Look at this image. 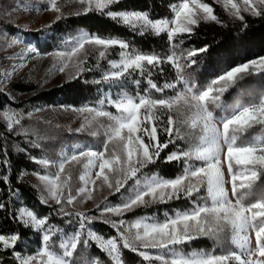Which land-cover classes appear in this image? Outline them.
Instances as JSON below:
<instances>
[{
  "label": "snow or ice",
  "instance_id": "obj_1",
  "mask_svg": "<svg viewBox=\"0 0 264 264\" xmlns=\"http://www.w3.org/2000/svg\"><path fill=\"white\" fill-rule=\"evenodd\" d=\"M46 9L35 8L37 12L50 10L58 13L53 23L63 18L58 0H44ZM85 4L82 14L94 12L111 19L118 27H124L133 35H166L170 54L162 58L157 53H144L134 50L129 41L122 38L100 37L86 32L79 33L72 40V47L67 51H57L55 57L62 63L58 69L65 72L67 61L85 55L86 45L95 46L98 51L97 67L101 69L99 79L85 80L86 84L97 85L99 92L104 85L108 89L102 93L97 106L71 108L79 114H91L76 133L91 129V137H99L103 130L104 139L100 148L73 146L69 151L62 149L56 160L48 157H30L42 169L55 168L54 173L34 172L41 181L42 205L50 200L57 205H73L78 198L81 203L91 199L89 185L101 180L104 185L115 192L125 188L133 180L130 191L117 205H106L101 209V223L110 226L116 233L105 237L91 227L95 218L83 212L67 213L63 206L59 212L65 216L75 215L77 228L71 234L65 233L58 248L53 247V236L57 229L50 223L51 217L41 214L28 206L14 207L10 211L12 220L20 229L33 231L42 246L35 254H23L18 250L24 232L15 230L0 233V264H77L74 257L80 256L78 246L95 247L106 254L108 264H123V251H130L142 258L147 264H264V93L258 97H249L247 102L229 103L224 96L230 89L251 75L264 76V56L245 61L230 69H225L204 88L184 76L185 68L198 65L194 59L208 51L205 45L199 49L184 51L178 56L176 49L184 42V34H193L194 28L201 22L222 23L215 14L214 7L201 0H177L171 4L170 17L153 18L148 10H114L123 0H79ZM221 3L228 14L245 21L242 11L258 18H264V0H242L243 9L234 0H213ZM191 4V6H190ZM230 6V7H229ZM33 4L18 2L17 8L31 10ZM51 25L39 30L44 32ZM246 28V23H242ZM0 36L9 39V46L19 43L16 36L8 37L6 31ZM118 47V57L108 59L109 49ZM37 48L27 47L28 53H35ZM106 61L107 67L99 62ZM183 60V63H181ZM164 64L175 70V83L166 82L160 86L154 80L153 70L164 73ZM86 59L78 60L75 72L67 81H79L85 71ZM15 71V67L13 68ZM205 72L207 69L204 70ZM11 72L5 77H10ZM139 77V78H138ZM147 81V88L129 94V84L141 85ZM116 88L115 96L110 90ZM149 89L156 93H165L171 89L172 94L154 97ZM104 105L114 111H105ZM219 110L220 114H216ZM3 132H0V211L13 203L18 189L12 186L8 174L12 164L9 158L8 142L3 139L5 133L16 134V126L21 125L22 115L15 111L0 110ZM29 115H31L29 113ZM98 118H106L107 124L99 123ZM95 124V127H94ZM168 137L161 142L158 134ZM258 132L249 135L250 130ZM71 131V130H70ZM27 135V130H24ZM185 141L186 147H179L164 159L166 163L179 162L182 170L175 177L167 178L159 173H145L144 169L160 159L161 152L170 144ZM33 147L42 148L37 141H28ZM109 144L113 150L109 152ZM18 152L27 149L16 145ZM82 163L79 180L82 186L72 195L69 189L71 174H66V165ZM22 172L20 175H23ZM115 174V186L110 180ZM230 184V189L226 186ZM260 198L248 202V197L257 189ZM188 200L191 207L177 210L174 214H165L163 220L144 216L131 221L124 217L138 208H148L155 204H165L173 200ZM99 207V206H97ZM111 214L103 218L104 214ZM118 217L119 219H112ZM254 233L255 247L252 246ZM42 234V235H41ZM205 238L213 242L210 251L203 249L186 250L191 242ZM220 252L217 253L216 249ZM7 255L11 261L4 260ZM39 258V261H38ZM88 264H106L99 256L89 254Z\"/></svg>",
  "mask_w": 264,
  "mask_h": 264
},
{
  "label": "trees",
  "instance_id": "obj_2",
  "mask_svg": "<svg viewBox=\"0 0 264 264\" xmlns=\"http://www.w3.org/2000/svg\"><path fill=\"white\" fill-rule=\"evenodd\" d=\"M177 0H123L119 5L114 6V10H148L151 12L153 18L170 17L173 15L170 11V5ZM214 7L215 14L220 18L222 23L216 22H201L198 27L194 28L193 34L190 36L184 34L185 42L176 49V53L179 56L182 51L185 53L188 50L199 49L208 46V51L199 54L194 59L199 61L198 65L185 68L184 76L195 83L197 87L204 88L205 85L216 76H218L225 69H230L233 66L239 65L242 62L250 61L259 56H264V18H258L250 15L249 13H243L245 21L234 18L228 14L220 3L213 4V0H204ZM242 23H246L247 27H242ZM0 26H3L5 30L16 33L17 27L12 23L0 20ZM81 32L90 33L93 35H99L100 37H108L111 35L114 38H122L129 41L134 50H140L144 53H157L162 58H166L170 54V47L166 40V35L153 36V35H133L124 27H118L111 19L89 12L88 14L71 13L63 16V18L56 23H53L50 28L44 32H32L31 35L37 40V45L42 53L55 52L65 50L72 46V40ZM120 49L114 47L108 53V59H115L118 57ZM103 67H107V63L104 60L99 62ZM183 63V60H181ZM97 58L94 55H90L86 60V67L91 69L85 71L79 81H73L68 83L65 81L59 86L51 88H41L38 83H33L27 80L15 81L11 86V91L16 95H25L20 101H15L9 95V93L0 85V110L19 112L23 119L21 125L16 126V134L5 133L3 139L8 142L9 158L11 160V170L9 175L11 178V184L18 189L16 196L13 197V203H9L5 210L0 211V233H10L15 230L24 232L22 241L18 244V250L23 254H35L38 247L42 246V242L38 240L36 234L33 231H27L20 229L19 226L12 220L10 211L14 207L28 206L30 209H35L41 214H47L51 217L50 223L57 229V233L53 236V247L58 248L60 240L56 237L63 238L65 233L71 234L74 228H77L75 215L65 216L59 212L62 205L53 204L51 207L42 205L39 197L40 193L37 187L29 180L26 175L34 172L44 173L45 169L30 159V157L52 158L57 153L58 147L64 143H78L85 142V144L91 145L94 148H100L101 142L99 139L89 136H80V134L69 135L67 131L58 128L44 127V125L36 122L27 117V114L34 109L41 108L48 105H66L72 107H82L85 105L97 104L101 98L102 93L108 89L107 85L101 87L100 91H97V85L86 84L84 81H92L99 79L101 69L97 66ZM162 67L165 69L164 73H157L153 70L152 79L154 82L163 86L164 83H175V70L169 65L164 64ZM207 69L205 72L204 70ZM2 72V66L0 62V74ZM139 78V77H138ZM147 81L142 80L141 85L129 84L126 91L129 94H133L136 91H143L147 88ZM114 93L118 90L116 88L111 89ZM154 97H162L165 94L171 95L172 90L166 89L165 93H156L154 90L149 89ZM261 93H264V76L251 75L240 81L235 88L230 89L224 96V100L229 103L234 101L247 102L249 97L256 98ZM216 114L219 115V110H216ZM2 114H0V132H3L2 127ZM27 130V135L24 134V130ZM258 132V129L250 130L249 135ZM158 134L161 142L168 139L163 133ZM43 145L42 148L33 147L28 141H37ZM16 145L27 149L26 152H18ZM179 147H186V142L181 140L176 144H170L168 148L164 149L160 154V159L154 163L148 165L144 169L145 173H159V175L172 178L179 174L182 170V164L179 162L166 163L165 157L173 151H176ZM23 175H20L21 173ZM133 180H129L125 186L130 191V185ZM3 187V185H0ZM128 191L121 189L120 192H114L108 196L99 207L94 208L90 212V216L95 218L94 223L91 225L94 230L105 235V237L114 236L116 233L114 230L101 223L100 209L108 204H117L128 194ZM261 190L257 191L248 197V202H255L260 198ZM192 205L188 200H173L165 204H155L148 208H138L134 212L128 213L126 220H133L135 218L151 216L160 220L165 218V214H174L177 210H184L190 208ZM67 213H76L74 210H65ZM103 218H107L105 215ZM42 235V234H41ZM186 250L191 249H203L210 251L213 248V242L211 240L201 238L191 242L190 246H185ZM80 251L77 259V264H88L89 254L99 256L101 260H106V254L99 252L95 247H84L82 250L78 246ZM217 253L220 249H216ZM4 260L11 261V257L5 255ZM123 264H147L142 262V258L137 254L130 251H123Z\"/></svg>",
  "mask_w": 264,
  "mask_h": 264
},
{
  "label": "rangeland",
  "instance_id": "obj_3",
  "mask_svg": "<svg viewBox=\"0 0 264 264\" xmlns=\"http://www.w3.org/2000/svg\"><path fill=\"white\" fill-rule=\"evenodd\" d=\"M18 2H28V0H0V20H5V22L12 23L18 28L16 33H11L5 30L3 26H0V32L6 31L9 38L12 36H16L20 41L13 46H9V39L0 36V62L2 66V72L0 74V85L15 101L22 100L25 95H16L11 91L13 82L27 80L33 83H38L41 88H51L54 86H59L70 79L71 74L75 72V64L78 60H88L90 55H94L95 58H97L98 56V51L95 49V46L86 45L85 49L87 55L82 52L78 57H73L72 60L67 61L68 67L65 69V72L60 73L58 70H56L60 66H62V63L54 55V53H56L57 51L49 53L40 52L37 45V40L33 35H31L32 32H40L39 30L44 29L45 26L52 25L58 13L50 10H42L40 12H37L35 8H47V4L44 2V0H30V2L34 6L31 10L17 8L13 11H9V9H12L13 5ZM201 2H204V0H201ZM234 2H236L241 7V9H243L242 0H234ZM58 6L61 7L63 16H65L71 13H82L86 5L80 3L79 0H58ZM243 13L245 12L242 11V14ZM29 44L37 48V51L35 53L27 52V47L29 46ZM71 47L72 46L60 51L70 50ZM111 49H109V52ZM54 64L56 65V69L53 68ZM14 67L15 71H13ZM9 72H11L12 75L10 77H5V74ZM116 93L110 90L109 94L115 96ZM85 106L99 107L98 103ZM71 108L73 107L66 105L43 106L41 108L32 110L30 112L31 115H29L28 113L27 117L36 122H39L40 124L44 125V127L63 129L64 131H67L70 136L80 134V136L91 137L89 135V131L91 129H86L85 131L80 133H76L75 131L77 128H80L82 123H84L85 117L91 119V114L84 113L81 115L77 112L71 111ZM103 109L105 111H114V109H112L108 105H104ZM98 121L99 123H108L106 118H98ZM100 132L101 135L94 138L103 141V130L101 129ZM86 145L88 147L94 148L91 145L85 144V142L61 144L60 147H58L57 153L50 159H58L62 149H67L70 151L73 146H79L82 148ZM113 147V144H109V152L113 150ZM82 163L83 162L77 164L73 162L66 165V174L70 172L71 179L69 181V188L65 189V196H67L69 189L72 195H76L77 190L82 186V182L79 180V176L83 171ZM55 171V168H48L46 170L47 173H54ZM26 177L32 181V183L37 187L39 193L41 194L42 185L38 176L30 173L27 174ZM117 178V175L110 174V180L114 186L115 180ZM226 186L229 189L231 187L230 184ZM88 187L91 190V199H86L83 203H81L82 198H78L73 205L64 203L62 205L63 208L67 211L74 210L75 212H83L90 216V212L94 208L101 205L108 196L115 192L114 187L110 189L107 187V185L103 184L102 178L101 180H97L95 185H89ZM49 204L53 205L56 203L55 201L50 200ZM117 204L108 203L106 205ZM106 205H104L101 209H103ZM104 215L108 218L111 214L105 213ZM111 218L119 219L118 217ZM252 246L255 247L254 233L252 234Z\"/></svg>",
  "mask_w": 264,
  "mask_h": 264
}]
</instances>
